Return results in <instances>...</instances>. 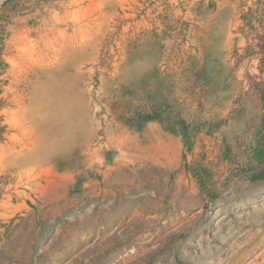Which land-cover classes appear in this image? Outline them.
<instances>
[{
  "label": "rangeland",
  "instance_id": "374dc122",
  "mask_svg": "<svg viewBox=\"0 0 264 264\" xmlns=\"http://www.w3.org/2000/svg\"><path fill=\"white\" fill-rule=\"evenodd\" d=\"M0 264H264V0H0Z\"/></svg>",
  "mask_w": 264,
  "mask_h": 264
}]
</instances>
